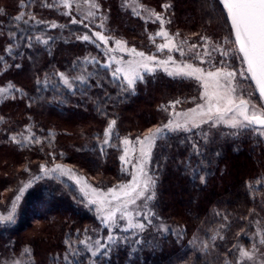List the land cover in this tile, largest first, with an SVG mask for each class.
<instances>
[{
  "label": "trees",
  "instance_id": "obj_1",
  "mask_svg": "<svg viewBox=\"0 0 264 264\" xmlns=\"http://www.w3.org/2000/svg\"><path fill=\"white\" fill-rule=\"evenodd\" d=\"M130 1L94 0L100 9L108 6L107 3L113 5L112 17L123 26L126 33L122 34L135 41L133 44L139 43L146 55L165 60V51L153 54L149 48L151 42L163 40L156 32L152 34L153 27L161 25L156 16L163 14L157 10L162 4L172 16L168 26L171 28L169 24L174 23L179 27L184 39L190 35L191 44L199 47L208 44L212 50L202 38L215 45L220 36H224L233 45L227 17L218 0H148L153 6L145 4V8L138 0ZM59 6L69 11L64 9L68 12L65 18L62 15L54 19L53 14H59ZM80 8L79 12L86 17L82 18L76 3L68 0H18L7 6L0 5V61L5 62L6 55L11 56L12 74L26 77V81L21 82L9 76L10 84L2 89L8 90V97L15 98V103L10 105L12 108H22L23 99L28 104V109L22 108V116L9 119L4 125L0 123V152L9 149L18 157L17 162L10 157L8 165L11 167L22 163L31 166L33 173L22 182L28 190L21 206L24 209L27 203L31 207V223L45 224L40 237L26 241L21 240L20 235L30 226L29 222L24 223V213L16 222L14 216L11 220L1 218L0 259L3 253L26 245L34 264L37 251L46 245L42 260H37L36 264H64L63 258L71 251L70 246L80 248L78 254L69 258L71 264H225V261L236 264L240 250L251 256L242 258L240 264H264V244L260 243L264 239V152L249 139V133L228 128L201 125L191 132H168L164 126L169 105L182 107V102L195 100L197 85L193 81L196 80L170 77L156 68L152 75L142 73L144 79L137 81L134 91L127 89L123 76L120 75L119 80L111 77L116 62H111V68L102 66L109 62V56L115 61L126 60L131 53L129 50L123 53L113 43L116 37L111 33L119 29L108 27L107 34L103 23L92 21L90 1L81 2ZM147 8L155 10L152 17H148ZM22 11L28 24L14 21ZM78 16L83 24L79 23ZM73 18L78 23L73 24ZM53 24L56 27H52ZM84 24L92 31L106 34L108 45L95 41V37L92 41L77 39L85 33L91 35ZM35 31L39 40L32 38ZM45 40L48 43H44ZM29 42L31 46H27ZM233 53L235 57V49ZM214 57V63L218 64L219 57L216 54ZM175 59H180L177 53ZM229 59L225 64L227 68L232 65ZM61 73L68 80L67 85L60 79ZM175 101L181 103L175 104ZM34 111L39 117L45 113L43 116L47 114L54 120L87 129L79 134H62L43 125L46 122L42 118V121L35 120ZM113 119L116 124L112 127L110 145L103 146L104 132ZM147 128L152 132L157 128L162 130L153 141L149 167L150 174L156 176L154 192L160 201L153 212L155 216L151 217V224L147 223L139 231L140 236L128 235L129 231L113 226L114 238L128 243L114 244L108 256L92 257L80 242L92 237L103 243L109 228L98 219L96 204L91 203L93 199L81 184L71 174L51 171L49 165L72 163L74 168H82L95 178L99 187L112 189L130 180L129 169L120 159L123 140L146 135L148 131L143 130ZM205 131L206 139L202 135ZM193 141H199L202 155L194 154ZM42 165L45 172L39 169ZM9 178L14 180L15 176L2 175L0 190L13 183ZM159 224L163 228H156ZM193 231L188 243L182 244L179 239L183 234L190 235ZM130 235L141 241L140 246L133 244Z\"/></svg>",
  "mask_w": 264,
  "mask_h": 264
},
{
  "label": "snow or ice",
  "instance_id": "obj_2",
  "mask_svg": "<svg viewBox=\"0 0 264 264\" xmlns=\"http://www.w3.org/2000/svg\"><path fill=\"white\" fill-rule=\"evenodd\" d=\"M219 3L227 10V15L231 22V31L235 36L234 43L238 45V53L242 54V61L246 65V70L238 73V70L235 68L230 69L225 67L226 60L229 58L227 52L221 53L224 58L221 59L218 64L214 63L215 57L212 56V52L207 48L204 50V56L210 58L205 61L201 57V63H207L209 65L208 68L195 67L191 63H186L182 68H176L174 71H169L168 68L165 67L164 71L167 72L170 77L182 76L194 78L203 89L200 95V99L203 103L197 104L195 108L184 113L182 122H174L173 119H170L164 128L170 133H176L191 132L194 128H198L202 124H208L209 128H215L224 124L230 125L233 129H238L239 133L250 131L258 135L259 138L264 139V104L258 106L253 102L250 99L251 94L240 87L239 80L237 79L238 75L250 76L251 80L255 82L261 100H264V0H219ZM21 7H24V5H21ZM24 15L25 13L23 11L20 12V14L14 18V21L17 24L20 22L28 24V21L23 19ZM156 19L160 20L161 23V29L156 35L168 41L167 43L158 45L157 50L163 51L167 48L169 52L178 51L181 57H183L185 55L183 46L176 45L172 47L169 33L163 29V19L159 15L156 16ZM71 22L73 24L78 23L75 18H73ZM79 23L83 24V21L81 20ZM83 26L89 28L87 24ZM52 27H56V25L53 24ZM89 32H91V35L85 33L82 37H77V39L92 41V38L95 37V41H99L105 46L108 45V38L100 31H92L91 28H89ZM36 39L39 40V37ZM202 40L206 43L204 38H202ZM44 43H48V41L45 40ZM115 43L118 47H123L121 41L117 40ZM27 46H31L30 42ZM191 47L197 48L198 46L193 44ZM212 51H215V48H213ZM132 52L136 57L141 58V62H134L133 60L124 62L115 61V58L109 56V62H105L102 66L111 68V62H116L117 66L111 70L112 79L119 80L121 78L120 74L123 73V79L126 81L127 89L133 91L137 81H142L144 79L141 69H143V73L152 75L156 67L160 65H175L177 63L171 55H169L166 60L162 61L155 56L146 55L144 52L136 51L135 49H132ZM195 55L200 56V53L197 52ZM90 62L99 63L98 61ZM150 64L152 65L151 67L149 66ZM60 79L64 84H68V80L64 77L63 73L60 74ZM40 86L38 82L37 87L39 88ZM174 103L178 104L181 103V101H175ZM115 124L116 121L113 119L105 130L103 146L110 145L112 127ZM161 131V129L157 128L151 137L136 141L141 147L139 150L140 160L137 161L134 168L136 172L140 173V176L137 177L135 173H133L132 179L122 187H119V190L109 189L110 195L99 201L95 199L91 201L93 204L100 205L99 210L104 213L101 217L102 222L109 228L107 238L103 243L99 238L92 237H89L86 241L80 242L81 245L87 248L92 257L98 255L108 256L114 244L128 243L127 240L119 241L114 238L112 232L113 226L119 227L126 232L132 229H143L145 227V223H134L131 219L127 220V226L120 225L117 219L118 213L119 219H126L131 214L137 219L143 216L144 221L151 224L152 218L148 215L147 211L139 206L130 209V205H136L137 200L140 199L151 200L153 198L152 195L149 194V188L150 185L155 183V180L144 168L145 157L149 155L145 150V145H147L148 148H152L154 146L153 141L159 138ZM233 134L235 135L237 133ZM202 135L206 139L208 135L207 131L203 132ZM130 143L128 139L123 140L124 145H129ZM103 146H101V151H103ZM192 148L194 154L202 155L199 141H193ZM120 159L124 163H130L131 161V157H129L127 151H125ZM57 170L61 172L64 171L59 165H57L55 169H51V171ZM40 171H46L43 165L40 167ZM38 178L39 177H37V179ZM6 219L11 220L12 217L8 216ZM88 241H91V243ZM140 243L141 241L139 239H133V244L139 245ZM260 243L264 244V239H261ZM70 248L71 251L66 252L63 258L64 264H71L69 258L75 256L80 251L79 246H70ZM245 257L251 258L248 252L243 250L238 251L236 264H240L242 258ZM57 259H59V257H57ZM225 264H228V261H225Z\"/></svg>",
  "mask_w": 264,
  "mask_h": 264
},
{
  "label": "rangeland",
  "instance_id": "obj_3",
  "mask_svg": "<svg viewBox=\"0 0 264 264\" xmlns=\"http://www.w3.org/2000/svg\"><path fill=\"white\" fill-rule=\"evenodd\" d=\"M17 1L18 0H0V5L1 6H5V5L7 6L8 4L10 5L11 3H16ZM68 1H69V3H72V4L76 3L77 12L79 13V15L82 18L86 17V14L79 12L82 9V8H80V4H81V2H84V1H90L91 2V14H90L89 18L92 21L95 20V21H97L99 23H103L105 25V30L107 31V34H109L108 33V30H109L108 27L109 28L114 27V28H118L119 29V31H112L114 33H111V34L115 35V37H116L115 40H113V43L115 41H117V40L121 41L122 44H123V47H120L122 52L126 53L125 50H129L131 53H129V55L127 54L126 60L117 59L116 61L124 62V61H128V60H133L134 62H141V58L136 57L135 54L132 52V49L135 47L136 49L135 48L134 49L136 51L142 50L141 52H143L144 50L142 49V47L139 45L138 42H137L138 44L135 45V44H133L135 41H133L132 39H129L128 35H123L122 34V32L123 33L125 32V30L122 28L123 26H119L118 22L115 20V18L112 17V15H113L112 13L114 11L113 10V5L110 6L109 3H107L109 7L105 6L104 8L100 9L98 7L99 3L96 4L94 2V0H68ZM119 1L120 0H117V3ZM128 1H130V0H127V1L125 0V2H128ZM122 3H123V1H122ZM137 3L140 6L145 8V6H143V5L146 4V5L150 6L152 2L150 1V3H149L148 0H138ZM151 6H153V5H151ZM58 8L60 10V11H57V12H59V14H57V15L53 14V18L54 19H59L62 15H64V18H65L67 16V13H68V12L65 11L67 9L64 8L65 9L64 10L62 8V6H59ZM157 8H158L157 9L158 11H161L163 13V14H159V15L162 17L163 21H165V25L163 23V29L169 33V37L171 39V46L175 47L176 45H182L183 49H184V53H185V55L182 58H184V59L186 58V60H188V61H185L184 59H182L181 55H180V53L178 51L169 52V50L167 48H165L163 50V51H165L164 52L165 60L167 59V57L169 55H171L173 57V59L177 63L175 65H172V64L160 65V66H158L156 68H158L160 70L162 69V71L165 74H167V72L164 71L165 67H167L169 71H174L176 68H182L183 65L186 64V63H191L195 67L208 68L209 65L207 63H201V57L205 61H207L210 58L208 56H204L205 48L210 50L208 44H204L203 43L204 45L202 47L198 46L197 48H192L191 46L193 44H191V41L188 42V40L191 39L190 35L187 36V39L186 38L184 39V38H182L183 34H180V31L178 29L179 27L174 26V23L169 24L171 26V28L168 26L167 22L170 21V17L172 19V16L169 15V13L167 12L168 11L167 10L168 7L165 4H162L160 7H157ZM147 9L149 10V11H147L148 17H152V15L154 14L153 12L155 10H153L151 8H147ZM67 11H69V10H67ZM96 12L100 13L101 15L95 14ZM119 13L121 14L122 12L120 11ZM165 16L168 19H164ZM81 17H79L80 20L82 19ZM91 17H93V18H91ZM153 28H154V31L152 32V34L154 32L157 33L158 31H160L161 25L160 26H155ZM36 35H37V32L35 31L32 34V38L33 39L37 38ZM153 36H154V34H153ZM231 36H232V33H231ZM183 40H186V41H183ZM232 41H233L232 43H233L234 46L231 44L230 39H228V38H226L224 36H220V39L216 42L215 45H214V43H212L210 41H207V40H206V43H209L212 48H215L214 52L212 50H210V52H213L214 56L216 54V57L218 56L220 60L224 58L221 55V53L222 52H227L228 53V57L230 58L229 60L232 62V65L230 64L229 68L230 69L231 68L237 69L238 73L239 72H243V71L246 70V67H245V64L242 61L241 56L239 55V53L237 51V48H236L235 43H234L233 36H232ZM148 42H150V38L148 39ZM167 42L168 41H166L164 38H163V40L161 42L160 41H155V43L151 42V47L149 46V48H152V51H153L151 53L157 54V53L161 52V51L157 50V46L160 45V44L167 43ZM192 42H194V41H192ZM126 44H127L128 47L131 46L133 48L125 47ZM233 47H235V48H233ZM234 49L236 50V53H237V55H235V57H234V53H233ZM197 52L200 53V56H196L195 55ZM175 53H177V55L180 57V59H178V60L175 59ZM5 59H6L5 62L0 61V90H2V91H0V123H3V125L9 119H14L15 117H18L19 115L22 116L23 112H24V110H22V108L25 109V108L28 107L27 101H25L24 99L21 100L22 108H18V107L12 108L10 106L11 104L15 103V101H14L15 98L8 97V90L2 89V88L5 87L7 84H10V81H8L9 76L11 77V79H13V77H14V79H17V80H19L21 82H25L26 81L25 80L26 77H25V75H21V74H18V73L12 74L14 72L13 67H11V65H14V63L12 61L13 58L11 56L6 55ZM227 61L228 60H226L225 64H227ZM116 66H117V63H116ZM9 72H11V73H9ZM141 72L143 73V69H141ZM120 75L123 76V73H121ZM179 77H182V76H179ZM237 79L239 80L240 87L243 90H245L247 93L251 94L250 99L253 102H255L258 106L263 104L261 99H260V97H259V95L257 94V91H256L255 87L253 86L252 82L250 81L249 76H247V75L246 76H239L238 75ZM193 82L197 85V87H196L197 90L195 91V94H194V95H196V97H197L196 99L197 100L195 99V100H190V101H184V102H182L183 103L182 107L169 105V107H168V109H169L168 111L169 112L166 111V115H167L168 121L170 119H173L174 122H182L183 119H184V113H187L190 109L195 108L197 106V104L203 103V101L200 99V95L202 94L203 89L199 85L198 82H196V81H193ZM20 111H21V113H20ZM35 112L37 113V111H34V115L32 114V117L35 120L39 121L42 118L46 122V123L43 122V125H45L47 127L51 126V128H53L54 130H57L58 132H63L62 134H69L67 132H72V133H75V134H79V132H82V129L83 130L87 129V128L78 129L77 126L74 125L73 123L70 124L69 122L66 123V122H62V121H59V120H54V118L50 117L47 114L45 116H43L45 113H43L42 116L39 117V115H35ZM26 120H28V118ZM70 120H71L70 122H72V120H74V119L71 118ZM168 121H167V123H168ZM202 125L209 126L208 124H202ZM218 127L224 128V129L228 128L230 130H234V131L238 132V129H233V128L230 127V125L221 124ZM218 127H215V128H218ZM212 129H214V128H212ZM145 131H148V128L143 130V132H145ZM246 132L249 133L248 134L250 136L249 139H251L253 142H256L255 144L257 146H259V149H261L262 152H264V139L259 138L258 135L254 134L253 132H250V131H246ZM147 133L148 134L143 135L141 137L139 136L138 138H135L133 140H129L131 142L129 145H124L123 143L121 144V146H122L121 156L124 155L125 151H127L129 157H131L130 163H124L122 161L124 167L127 170L129 169V172H130V178L129 179L130 180L132 179V174L133 173H135V175L137 177L140 176V173L136 172L135 168H134V166L136 165L137 161L140 160L139 150H140V147H141L139 144L136 143V141L137 140H144L146 137H151L152 134H153L152 131H148ZM77 139L78 138H76L75 140L77 141ZM252 145H254V144H252ZM152 149L153 148H148L147 145H145V150L149 153V155L147 157H145L144 168H145V171H147L149 173H150L149 167L151 166V158H152L151 157L152 156L151 150ZM150 152H151V155H150ZM11 156H12V158H13V160L15 162L18 161L17 160L18 157L15 156V154L13 152H11L9 149L5 150L4 152L3 151L0 152V179L2 178V175H3V177H5L7 175L8 176L9 175L15 176L14 180H13V178H9V180L11 182H13L14 184L11 183L10 185H8V187L6 189H1L0 190V219L1 218H6L8 216H11V217L14 216V218H16V220H15V222H16L17 218H19L21 216V214L24 213L25 214L24 215V219H25L24 223H28L29 222L28 224H30V226L25 228L24 231H22V233L20 235H21V240L29 241L32 237H37V238L40 237V234L45 229V224L41 223V222H36V221L31 223L30 222V220H31V213H30L31 207L28 206L27 203H26L27 207L25 205L24 209L22 208L21 205H22V202H25L24 201L25 193L28 190V187H25L26 183L23 185L22 182H24V180L27 179L31 175V173H33V172H32V169H31V172H30L31 166L27 165V163H22V164H19V165L16 164V166H12V167L10 165H8V162H10V157ZM57 165H59L62 169H64V172L68 173L67 174L68 176H69V174H71L72 178H75L77 181H79V183L81 184V187L83 188V190H85V192L93 200L95 199V200L99 201L100 199L110 195L109 191H108L110 188H105V187L103 188V187H99L98 185H96L97 183L94 181L95 178H92L89 174H87L84 169H82V168L81 169L80 168L79 169L78 168H74L75 166L72 163H68V164L62 165L59 162H54L53 164H51L49 166L51 167V169H54V168H56ZM27 167H28V169H27ZM216 170H217V164L214 166V174H215ZM263 173H264V171H263ZM203 174L204 173H202V175ZM214 174L211 177H209L208 180L212 179ZM229 174L230 173L227 174L226 179L229 178ZM150 175L155 180V183L150 185V188H149V194L152 195L153 198L151 200H145V199L137 200L136 205H130V209L131 208H135L136 206H139L140 208H142L145 211H147L148 215L150 217H153V216H155V214L153 213L154 210H155V207H156V205H159L160 201H158L157 194H156V192H154V190L157 189V187H156V176L154 174H150ZM203 179L204 178H202V180ZM130 180H128V181H130ZM16 183L19 184V185H15ZM126 183H124V184H126ZM124 184L117 185V186H115L112 189L119 190V187H122ZM150 202L152 204L151 207L153 208V210L149 206ZM154 203H155V206H154ZM99 209H100V205L96 204V210L99 213L98 214V219L100 220V222H102L101 217L104 215V213L101 212ZM159 215L162 216V214H159ZM259 216L256 215L254 217L259 220ZM117 219H118V222L121 223L123 226H127V220L128 219L133 220L134 223L143 222V223H145V225L147 224V222L144 221L143 216H140L137 219L134 215L130 214L126 219H119V213H118L117 214ZM177 220L178 219H176L175 221H177ZM262 220H264V219H262ZM259 223H261V222H259ZM198 224H200V223H198ZM114 227H116V226H114ZM158 227L159 228H163V225L159 224V226L157 225L156 228H158ZM258 227H259V225H258ZM134 231L137 232V233H135ZM139 231H142V229H132L131 231L128 232V235H129V233H131V234L133 233V235L138 236L139 235ZM155 232H157V229L155 230ZM193 233H195V231L191 232L190 235L187 232L184 233L182 238L179 239L180 242L182 241L181 242L182 244L188 243L189 236H192ZM132 239L133 238L130 235V240H132ZM175 239H177V238H175ZM181 243H179V245ZM138 246H140V245H138ZM45 247H46V245H43V247H41V249L39 251H37V260H38V262H40L39 259L42 260L43 252L45 250ZM132 253L135 254L134 251H132ZM37 260H35L34 264L37 263ZM32 263H33V261L30 258V250L26 247V245L21 246L16 251H11V252L8 251L6 254L3 253L2 256H1V259H0V264H32Z\"/></svg>",
  "mask_w": 264,
  "mask_h": 264
},
{
  "label": "water",
  "instance_id": "obj_4",
  "mask_svg": "<svg viewBox=\"0 0 264 264\" xmlns=\"http://www.w3.org/2000/svg\"><path fill=\"white\" fill-rule=\"evenodd\" d=\"M218 2H219V0H218ZM221 6H222V8H223V10L225 11V13H226V17H227V22H228V24H229V27H230V30H231V26H230V24H231V22H230V19L228 18V15H227V10L223 7V5L221 4V3H219ZM231 33H232V36H233V39L235 40V36H234V33L231 31ZM235 46H236V48H237V51H238V45H236L235 44ZM240 56H241V58H242V54H239ZM245 67H246V65H245ZM249 78H250V76H249ZM250 81L252 82V84H253V86L255 87V89H256V91H257V94L259 95V92H258V89L256 88V85H255V82L254 81H252L251 80V78H250ZM260 97V96H259ZM261 99V98H260ZM262 101V103L264 104V100H261Z\"/></svg>",
  "mask_w": 264,
  "mask_h": 264
}]
</instances>
